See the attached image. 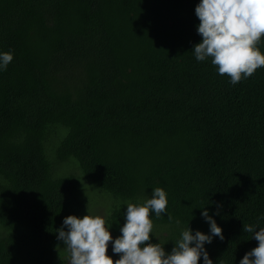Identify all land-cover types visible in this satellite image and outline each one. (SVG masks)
<instances>
[{
	"label": "trees",
	"instance_id": "16d2710c",
	"mask_svg": "<svg viewBox=\"0 0 264 264\" xmlns=\"http://www.w3.org/2000/svg\"><path fill=\"white\" fill-rule=\"evenodd\" d=\"M199 3L0 0V264H69L56 229L92 215L87 180L111 195L116 238L125 201L160 187L150 242L166 253L187 227L210 234L203 210L224 236L213 264L257 246L243 224L264 228V68L233 86L198 62Z\"/></svg>",
	"mask_w": 264,
	"mask_h": 264
},
{
	"label": "clouds",
	"instance_id": "9594fccd",
	"mask_svg": "<svg viewBox=\"0 0 264 264\" xmlns=\"http://www.w3.org/2000/svg\"><path fill=\"white\" fill-rule=\"evenodd\" d=\"M195 15L200 21L196 31L202 38L192 51L198 62L211 58L218 74L227 76L233 86L264 68V54L257 47L264 37V0H200ZM13 59L11 50L0 53V70H7ZM125 204V223L120 228L121 235L114 240L110 227L105 226V219L100 216L64 218L62 226L56 229V238L70 254L69 264H199L201 257L203 264H213L205 245L211 244L213 237L222 241L224 236L207 210L201 215L210 225V234L198 230L193 234L187 227L171 253H166L160 243L150 242L151 214L157 219L166 214L165 190L154 188L151 198L143 204L128 201ZM172 219L168 215L170 222ZM175 222L180 224L179 220ZM243 232L253 234L257 246L244 255L240 264H264V228L257 231L255 226L243 224ZM109 244L119 259L113 261L107 254Z\"/></svg>",
	"mask_w": 264,
	"mask_h": 264
},
{
	"label": "rangeland",
	"instance_id": "374dc122",
	"mask_svg": "<svg viewBox=\"0 0 264 264\" xmlns=\"http://www.w3.org/2000/svg\"><path fill=\"white\" fill-rule=\"evenodd\" d=\"M49 153H50V155L53 154V147L49 148ZM71 161L74 163V166H76L78 168V170L81 171L78 162L74 159H71ZM59 167L60 166H58V168ZM67 168L71 169V166H67ZM87 184L91 187V191L96 195L94 197V201L91 204L90 209H89L92 216H100V217L105 219L108 211L110 210V208L112 206V204H110V202H109L110 198H112L111 195L103 192L99 187H97L94 183H92L89 180H87ZM110 233H111L113 240H114L116 238V236L111 231H110ZM63 249H64V245H63ZM107 254L115 260L118 259V255L113 254V252H112V245L111 244H109ZM69 262H70V258H69L68 263Z\"/></svg>",
	"mask_w": 264,
	"mask_h": 264
}]
</instances>
